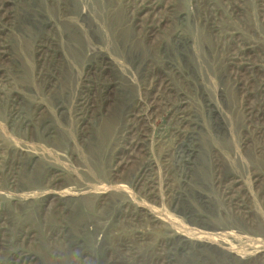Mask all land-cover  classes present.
Listing matches in <instances>:
<instances>
[{"label":"rangeland","instance_id":"rangeland-1","mask_svg":"<svg viewBox=\"0 0 264 264\" xmlns=\"http://www.w3.org/2000/svg\"><path fill=\"white\" fill-rule=\"evenodd\" d=\"M0 264H264V0H0Z\"/></svg>","mask_w":264,"mask_h":264}]
</instances>
